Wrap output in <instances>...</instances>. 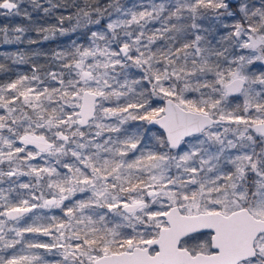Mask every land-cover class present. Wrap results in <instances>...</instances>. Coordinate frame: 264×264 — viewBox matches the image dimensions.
Wrapping results in <instances>:
<instances>
[{
    "label": "snow or ice",
    "instance_id": "1",
    "mask_svg": "<svg viewBox=\"0 0 264 264\" xmlns=\"http://www.w3.org/2000/svg\"><path fill=\"white\" fill-rule=\"evenodd\" d=\"M0 17V264H264V0Z\"/></svg>",
    "mask_w": 264,
    "mask_h": 264
},
{
    "label": "trees",
    "instance_id": "2",
    "mask_svg": "<svg viewBox=\"0 0 264 264\" xmlns=\"http://www.w3.org/2000/svg\"><path fill=\"white\" fill-rule=\"evenodd\" d=\"M12 23V24H24L26 23V21H24L21 17H13V18H9L8 20H6L5 18L0 17V25L4 24V23ZM30 35L33 38H37L35 33H30ZM67 38H61L59 41H49V42H45L42 45H33L31 47L35 48V47H41L43 49H50L52 47H55L56 43L59 42H66ZM14 48V46H12ZM21 47H25L24 45H21ZM21 70H24L23 67H21ZM3 77H0V79H2Z\"/></svg>",
    "mask_w": 264,
    "mask_h": 264
}]
</instances>
